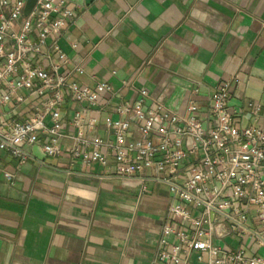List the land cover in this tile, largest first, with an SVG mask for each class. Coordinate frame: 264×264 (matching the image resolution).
I'll use <instances>...</instances> for the list:
<instances>
[{
  "label": "built area",
  "instance_id": "built-area-1",
  "mask_svg": "<svg viewBox=\"0 0 264 264\" xmlns=\"http://www.w3.org/2000/svg\"><path fill=\"white\" fill-rule=\"evenodd\" d=\"M80 1L38 0L25 16L26 0H0V152L23 164L39 146L124 177L151 172L172 196L152 264H193L195 253L209 264H264V105H233L235 79L204 111L191 100L183 114L145 88L125 100L107 82L81 83L83 65L60 44ZM0 177L18 179L1 163Z\"/></svg>",
  "mask_w": 264,
  "mask_h": 264
},
{
  "label": "crops",
  "instance_id": "crops-1",
  "mask_svg": "<svg viewBox=\"0 0 264 264\" xmlns=\"http://www.w3.org/2000/svg\"><path fill=\"white\" fill-rule=\"evenodd\" d=\"M60 44L83 65L81 83L107 82L125 100L145 88L175 112L191 100L204 111L235 79L233 105H264V0H81ZM26 152L23 164L0 152L18 176L0 177V264H152L172 202L167 184L69 152ZM197 256L193 264H209Z\"/></svg>",
  "mask_w": 264,
  "mask_h": 264
},
{
  "label": "water",
  "instance_id": "water-1",
  "mask_svg": "<svg viewBox=\"0 0 264 264\" xmlns=\"http://www.w3.org/2000/svg\"><path fill=\"white\" fill-rule=\"evenodd\" d=\"M38 0H26V6L24 9V15L28 16L35 8Z\"/></svg>",
  "mask_w": 264,
  "mask_h": 264
}]
</instances>
